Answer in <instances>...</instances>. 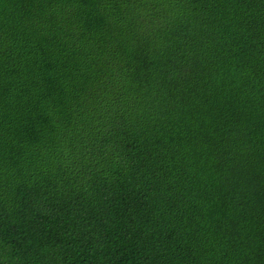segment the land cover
Returning <instances> with one entry per match:
<instances>
[{
	"label": "trees",
	"instance_id": "1",
	"mask_svg": "<svg viewBox=\"0 0 264 264\" xmlns=\"http://www.w3.org/2000/svg\"><path fill=\"white\" fill-rule=\"evenodd\" d=\"M0 264H264V0H0Z\"/></svg>",
	"mask_w": 264,
	"mask_h": 264
}]
</instances>
